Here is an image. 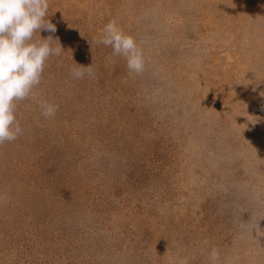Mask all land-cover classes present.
Wrapping results in <instances>:
<instances>
[{
    "label": "rangeland",
    "instance_id": "1",
    "mask_svg": "<svg viewBox=\"0 0 264 264\" xmlns=\"http://www.w3.org/2000/svg\"><path fill=\"white\" fill-rule=\"evenodd\" d=\"M49 5L34 39L64 49L0 144V264H264V0ZM112 20L143 73L96 42Z\"/></svg>",
    "mask_w": 264,
    "mask_h": 264
},
{
    "label": "clouds",
    "instance_id": "2",
    "mask_svg": "<svg viewBox=\"0 0 264 264\" xmlns=\"http://www.w3.org/2000/svg\"><path fill=\"white\" fill-rule=\"evenodd\" d=\"M49 6V0H0V144L15 141L22 134L17 102L33 96L34 89L41 83L46 62L64 49L61 44L54 46L56 39L51 36L34 39L41 29L57 31L48 18ZM96 42L124 57L130 72L141 74L145 70L146 58L140 43L116 20L105 25ZM85 71L91 74V65L77 69L74 76L83 77ZM41 108L45 117H54L58 105L44 100ZM219 258V251L213 248L212 264Z\"/></svg>",
    "mask_w": 264,
    "mask_h": 264
}]
</instances>
